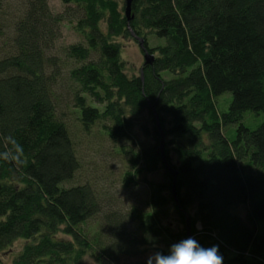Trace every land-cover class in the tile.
I'll use <instances>...</instances> for the list:
<instances>
[{
	"label": "trees",
	"instance_id": "obj_1",
	"mask_svg": "<svg viewBox=\"0 0 264 264\" xmlns=\"http://www.w3.org/2000/svg\"><path fill=\"white\" fill-rule=\"evenodd\" d=\"M61 2L0 0V264H146L187 214L223 264H264V0ZM128 39L154 55L138 72Z\"/></svg>",
	"mask_w": 264,
	"mask_h": 264
},
{
	"label": "rangeland",
	"instance_id": "obj_2",
	"mask_svg": "<svg viewBox=\"0 0 264 264\" xmlns=\"http://www.w3.org/2000/svg\"><path fill=\"white\" fill-rule=\"evenodd\" d=\"M49 1L54 10H60L62 8L61 0H49ZM119 1L122 4H124L126 0H119ZM79 39H80V36L73 30V28L70 25H65L63 27V38L61 40V43H63L64 45H68L76 41H79ZM164 43L165 41L159 38L156 34L152 33L149 35L150 46L154 47L159 44L163 45ZM123 44H124V47L122 49V57L124 58V60L130 62L131 65L134 66L135 71L138 72L145 60L140 45L138 44V42H136L135 40H131V39L124 40ZM60 92H63L65 94L64 89H62ZM258 118L262 119L261 117H258ZM94 141L95 142L90 143L91 141H88V139H84L85 147L83 148V145L81 146L83 148L82 159L86 163V165L89 166L87 168L91 170L93 166L96 165L97 163L100 164L102 161H107L108 164L105 168L108 169L107 172L109 173V175L108 177H106V179L102 181H104L105 184L108 185L111 182H115V179L117 181L120 180V173L123 167L121 158H118V157L116 158L112 150L107 152L106 150L102 149L101 145L97 143V142L100 143L99 140L94 139ZM87 147L91 149L88 151L86 150ZM92 172L95 173L93 169H92ZM153 177L157 179H161V176L159 174H155L153 175ZM145 186L146 185L142 182L139 188L135 190H131L130 193L128 191L127 193L126 191H122L120 189L119 183L118 184L115 183L112 185V187L118 188V190L122 193L123 196L124 195L128 196V198L131 199L130 200L131 202L137 201L143 195V192L146 190ZM150 254L151 253L148 252L147 254H144V255L142 254L135 258H131V259L129 258V261L130 263H134L140 260L144 261V260H147ZM7 260H10V259H7ZM86 264H95V263L92 260H87Z\"/></svg>",
	"mask_w": 264,
	"mask_h": 264
},
{
	"label": "clouds",
	"instance_id": "obj_3",
	"mask_svg": "<svg viewBox=\"0 0 264 264\" xmlns=\"http://www.w3.org/2000/svg\"><path fill=\"white\" fill-rule=\"evenodd\" d=\"M146 264H223L218 245L204 247L193 237L171 244L167 251L152 252Z\"/></svg>",
	"mask_w": 264,
	"mask_h": 264
},
{
	"label": "water",
	"instance_id": "obj_4",
	"mask_svg": "<svg viewBox=\"0 0 264 264\" xmlns=\"http://www.w3.org/2000/svg\"><path fill=\"white\" fill-rule=\"evenodd\" d=\"M132 2L133 0H126V14L128 16V18L131 17V9H132ZM140 42H142V40L140 39ZM145 59H146V63H151L154 59V55L150 54V53H146L145 54ZM157 118H158V115H157ZM158 124L160 125V122H159V118H158ZM162 151H163V162L165 164V166L173 172L175 178H174V193H175V185H176V181H177V176H178V172L177 171H173L172 167L168 164L167 160H166V157H165V154H164V139L162 141ZM187 231H188V235L190 237H193L192 235V230H191V219L189 217V215L187 214Z\"/></svg>",
	"mask_w": 264,
	"mask_h": 264
}]
</instances>
